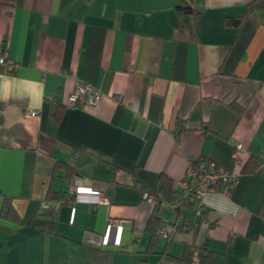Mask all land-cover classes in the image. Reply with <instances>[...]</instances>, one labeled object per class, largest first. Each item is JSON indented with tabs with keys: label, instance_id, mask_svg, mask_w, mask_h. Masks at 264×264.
I'll use <instances>...</instances> for the list:
<instances>
[{
	"label": "crops",
	"instance_id": "0c3cea01",
	"mask_svg": "<svg viewBox=\"0 0 264 264\" xmlns=\"http://www.w3.org/2000/svg\"><path fill=\"white\" fill-rule=\"evenodd\" d=\"M252 1L203 0L194 37L181 0H0V54L19 64L0 69V264H178L192 244L218 264H264V11L245 15ZM77 82L96 105L72 103ZM197 159L240 175L202 215L170 206ZM167 223L170 243L156 234Z\"/></svg>",
	"mask_w": 264,
	"mask_h": 264
},
{
	"label": "built area",
	"instance_id": "2783aa9c",
	"mask_svg": "<svg viewBox=\"0 0 264 264\" xmlns=\"http://www.w3.org/2000/svg\"><path fill=\"white\" fill-rule=\"evenodd\" d=\"M19 64L7 56L5 52L0 54V69L4 74H14ZM100 93L93 87L77 82L70 99L74 105H96L99 101ZM243 149L242 144L236 143L235 159ZM261 165L264 167V153L260 155ZM240 175L229 173L224 169L214 165H207L199 162V159L191 162L186 178L180 183L181 198H175L170 202V206L178 210L183 201L190 200L197 205L196 212L202 215L206 209L205 198L211 193L231 196L238 185ZM143 199L151 204H156V197L149 193L143 194ZM106 201V200H104ZM177 224L167 223L157 230V236L167 243H170L176 233Z\"/></svg>",
	"mask_w": 264,
	"mask_h": 264
},
{
	"label": "trees",
	"instance_id": "16d2710c",
	"mask_svg": "<svg viewBox=\"0 0 264 264\" xmlns=\"http://www.w3.org/2000/svg\"><path fill=\"white\" fill-rule=\"evenodd\" d=\"M203 0H181V3L177 7L179 14V27L188 29L196 37L197 34V20L202 13ZM264 11V0L252 1L245 11V15H252L254 12ZM242 18H234L226 20L227 24H231L234 27L240 26ZM181 122H179L180 124ZM185 127H182V131ZM203 160L199 159V162ZM261 165V161L259 166ZM56 194H50V197L56 199ZM12 203L10 199L5 198L3 205V214H7L12 210ZM55 222L38 219L35 226L38 228L48 227L49 230H53ZM179 229V228H177ZM157 234V233H156ZM178 264H218L217 255L209 249L207 245L198 246L196 244L187 245L184 254L178 260Z\"/></svg>",
	"mask_w": 264,
	"mask_h": 264
}]
</instances>
